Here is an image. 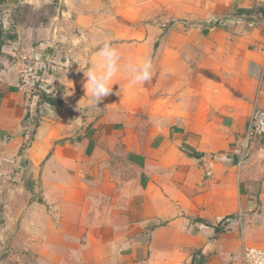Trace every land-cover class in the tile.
<instances>
[{
	"label": "crops",
	"instance_id": "1",
	"mask_svg": "<svg viewBox=\"0 0 264 264\" xmlns=\"http://www.w3.org/2000/svg\"><path fill=\"white\" fill-rule=\"evenodd\" d=\"M0 29V180H16L0 190L19 259L243 264L244 246L264 247V135L247 138L264 109V0H0ZM106 39L153 75L118 72L96 105L84 71Z\"/></svg>",
	"mask_w": 264,
	"mask_h": 264
},
{
	"label": "clouds",
	"instance_id": "2",
	"mask_svg": "<svg viewBox=\"0 0 264 264\" xmlns=\"http://www.w3.org/2000/svg\"><path fill=\"white\" fill-rule=\"evenodd\" d=\"M98 56L100 57L99 65H91L84 71L87 78L86 92L89 99L96 105L112 92L110 81L118 72H125L131 85L143 84L152 78L153 64L151 58H145L139 64L128 63L121 67L118 63L120 54L107 39L99 47Z\"/></svg>",
	"mask_w": 264,
	"mask_h": 264
},
{
	"label": "built area",
	"instance_id": "3",
	"mask_svg": "<svg viewBox=\"0 0 264 264\" xmlns=\"http://www.w3.org/2000/svg\"><path fill=\"white\" fill-rule=\"evenodd\" d=\"M20 65V85L27 91L37 94L42 91L43 76L35 60L27 55L18 56ZM61 70L63 65L58 66ZM264 135V109L255 103L249 118L247 138ZM243 264H264V247L244 246L242 251Z\"/></svg>",
	"mask_w": 264,
	"mask_h": 264
},
{
	"label": "rangeland",
	"instance_id": "4",
	"mask_svg": "<svg viewBox=\"0 0 264 264\" xmlns=\"http://www.w3.org/2000/svg\"><path fill=\"white\" fill-rule=\"evenodd\" d=\"M41 11L45 13L42 16H40L39 20L41 22H46L44 17L46 15V12H51V13L53 12L52 7H46L44 9H41ZM26 13L31 15L30 11H27ZM13 172L14 170L13 171L10 170L8 178L3 179L2 183L0 180V189L2 188L7 189L16 186V180L13 179L12 176ZM6 183L8 184V186H6ZM3 203H4V197L0 190V264H32V262L28 259H23V260L19 259L20 257L15 244L16 228L15 227L6 228L4 226L7 221H11V217H9L10 219H7V216L4 213V209L2 208Z\"/></svg>",
	"mask_w": 264,
	"mask_h": 264
},
{
	"label": "water",
	"instance_id": "5",
	"mask_svg": "<svg viewBox=\"0 0 264 264\" xmlns=\"http://www.w3.org/2000/svg\"><path fill=\"white\" fill-rule=\"evenodd\" d=\"M201 23H203V24L205 23L206 24L207 22H201Z\"/></svg>",
	"mask_w": 264,
	"mask_h": 264
},
{
	"label": "trees",
	"instance_id": "6",
	"mask_svg": "<svg viewBox=\"0 0 264 264\" xmlns=\"http://www.w3.org/2000/svg\"><path fill=\"white\" fill-rule=\"evenodd\" d=\"M2 31H1V29H0V33H1Z\"/></svg>",
	"mask_w": 264,
	"mask_h": 264
}]
</instances>
